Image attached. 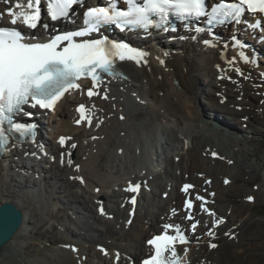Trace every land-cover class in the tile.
<instances>
[{
  "label": "bare ground",
  "instance_id": "1",
  "mask_svg": "<svg viewBox=\"0 0 264 264\" xmlns=\"http://www.w3.org/2000/svg\"><path fill=\"white\" fill-rule=\"evenodd\" d=\"M16 1L27 4V0H0V26H11L13 16L5 11L13 8ZM190 32L172 34L173 39L162 36L146 42V47L151 44L161 47L148 56L147 63L121 62L128 78L111 80L109 99H103L102 95L87 99L90 106L95 105V125L104 119L102 127L72 126V112L66 111L64 103L59 106L57 111L68 120L54 123L59 124L52 129L54 138L65 132L71 136L70 142L64 147L58 140L54 142L45 138L44 147L49 152L45 160L55 158L50 166L64 170L61 179L52 173L41 180L34 177L35 172L42 175L50 166L43 164L36 168L32 163L34 158L23 157L30 153L29 156L43 159L40 150H30L32 145L12 157L0 158V204L13 202L25 216L21 228L0 249V264H94L95 261L96 264H106L87 260L88 256L99 255L97 251L90 253L92 245L102 252V257L110 256L111 261L107 264H134L151 253L146 240L163 230V225L168 222L184 226L192 236L190 247L177 246L185 264H264V218L260 220V216L252 213L253 204L264 199V87L258 86L264 83L260 71H264V42H257L252 34H240L250 44L244 50L251 57L257 55L260 69L248 67V79L240 77L237 82H230L226 78L220 79L219 75H239L222 62L220 49L224 41H230V47L234 43L231 39L233 31L227 30L228 36L225 31L220 34L219 49L207 47L209 43L205 39L210 37L209 33H198L196 39H192L195 31ZM174 47L176 51L172 50ZM158 52L162 53L164 60ZM220 67H223L221 71ZM202 76H205L203 80ZM161 91L162 95L159 94ZM249 94L259 97V101H251ZM225 96L227 102H223ZM200 101L207 105L204 109L200 107ZM239 106L243 109L240 110ZM245 116H250V121ZM164 122L170 124L164 125ZM71 144L76 147L72 148ZM67 149L72 152L70 157ZM213 151L220 153L222 158H212ZM60 154L65 155L64 163H61ZM69 158L75 159L74 164H81L80 172L75 171L73 164L67 163ZM2 162L7 165L3 167ZM16 166L19 170L25 167L32 178L25 180L23 175L13 173ZM105 166L110 168L107 173L102 171ZM74 175H84L85 185L74 180ZM227 178L231 182L225 185ZM65 180L67 186L61 183ZM129 180L143 183L133 220L129 216L131 206L123 204L129 196L123 187ZM50 182L55 186L52 187ZM185 182L196 185L190 191L193 195L208 191L214 199L209 207L216 211L218 218L225 219L223 226H213L212 216H206L198 208L193 220L185 219L183 204L186 194L180 191ZM79 185L84 188L83 201L79 194L74 191L72 194L80 211H74L72 207L70 210L77 214L79 220L71 218V221L80 233L72 231L64 221L61 234L65 240L58 238L62 242L56 243L61 245L48 249L51 255L61 253L65 258L56 262L31 258L28 246L20 242L25 236H33L29 228L36 225L26 211L31 196L40 197L36 193L38 189L46 193L41 196L54 200L56 197L51 189L55 195L65 192L66 187L72 190ZM98 186L100 191L96 193L94 190ZM147 187L151 188V193ZM20 192L29 196L28 203ZM242 193L246 198L253 195L254 200L248 202L241 197ZM150 194L152 196H148ZM102 199L106 202L107 215L98 211V202ZM41 203L46 208V203ZM61 211L59 207L49 215L57 217ZM197 220L202 222L195 233L192 223ZM45 225L46 219H43L42 228ZM209 231L214 235H209ZM212 243H218V246L211 248ZM76 247L78 249L74 251ZM105 249L109 250L108 255L104 254ZM184 249H187L186 253Z\"/></svg>",
  "mask_w": 264,
  "mask_h": 264
},
{
  "label": "snow or ice",
  "instance_id": "2",
  "mask_svg": "<svg viewBox=\"0 0 264 264\" xmlns=\"http://www.w3.org/2000/svg\"><path fill=\"white\" fill-rule=\"evenodd\" d=\"M80 2L81 0H47V15L52 21L68 18L74 6ZM121 3L126 6L120 7ZM16 7L19 8L20 4L17 3ZM27 7L32 10L30 14L21 15L23 24L28 29L34 30L41 24L45 29L50 27L48 23H42V0H27ZM208 8L207 0H107L106 4L89 7L84 11V27L56 34L44 42H34L32 37L26 36L16 27H0V150L7 147L10 138H35L36 125L20 119L22 116L33 115L26 111L25 106L30 105L33 109H53L66 93L81 90L83 86L78 81L85 78L91 81V87L85 89L87 97L91 99L102 94V98L107 100L108 93L100 85L104 75L114 79L121 77L118 62L147 63L144 59L146 52L127 42L103 35L104 26L115 25L121 31H147L151 28L166 31L170 15L181 20L207 17L209 24L214 21L223 23L226 19L238 23L245 11L264 14V0H217V3L211 5L210 11ZM7 11L9 15L13 14L11 8ZM11 23L17 24L14 15ZM94 33L100 35L92 37ZM236 71L239 72L240 69L237 68ZM93 108L94 104L91 108L83 103L79 104L76 108L79 118L75 123L92 126ZM102 122L100 120L95 126L99 127ZM70 139L61 136L59 144L63 146ZM71 147L75 148L76 145L71 144ZM61 163H64L63 157ZM67 163L72 165V159L69 158ZM76 167L79 168V165ZM77 179L82 181L81 177ZM192 187L193 185L186 184L183 191L187 192ZM139 189L140 184L129 182L126 191L136 193ZM248 199L252 200L253 197ZM196 200L204 201V197L197 195ZM131 203H136L135 196L131 198ZM205 204L206 202L201 203L200 208L209 215H214ZM192 207L193 201L186 200L185 208ZM99 211L102 215L105 214L103 207ZM172 211L175 214V209ZM187 219H193L191 214ZM197 223L199 221L192 224L193 230ZM215 223L219 225L220 221L216 220ZM163 228L164 232L147 241L152 246L153 253L142 264H181L177 243L184 245L188 243V239L179 225L165 224ZM173 228L175 235L168 231ZM208 234L214 235L211 231ZM209 246L217 247L216 244Z\"/></svg>",
  "mask_w": 264,
  "mask_h": 264
},
{
  "label": "rangeland",
  "instance_id": "3",
  "mask_svg": "<svg viewBox=\"0 0 264 264\" xmlns=\"http://www.w3.org/2000/svg\"><path fill=\"white\" fill-rule=\"evenodd\" d=\"M174 49L177 50L176 47H174ZM202 54H203V52H202ZM203 77H205V76H202V80H203ZM159 94L162 95L163 91L159 92ZM248 98L254 102H258L260 99L259 97L253 96L251 94L248 95ZM180 101H181V99H180ZM187 105H189V104H187ZM205 106H207V105H205V103L203 104V101L202 102L200 101V107H202V109H204ZM206 109H207V107H206ZM66 111L69 113L70 112L69 108H66ZM65 120H68V119L66 118ZM157 122H159V120ZM167 124H170V123L164 122V125H167ZM58 125L59 124L57 123L55 126H58ZM185 125H188V123H185ZM239 128L241 129V126ZM46 136L48 137V140L52 141V139H53V141L56 142V139H55L56 137L54 138L52 128H51V130L49 129L46 132ZM84 143H86V141ZM49 161L51 163L52 160L49 159ZM50 163H49V165H52ZM108 170H110V168H108V166H105L102 169L103 173H107ZM61 171H64V170H62V169L58 170L57 168H52L49 171L46 170L45 174H47L48 176L51 173L56 174L57 177L59 179H61ZM66 177L67 176L65 175V178ZM61 183L63 186H67L66 180L62 181ZM50 185L52 187H54L55 183L50 182ZM50 185L48 183V186H50ZM69 188L70 187H66L64 189L65 192H63L62 194L59 193V194H55V195H54V190L51 189V192L53 191L52 195L54 197H56L54 200L52 198H50V200H49V198H48V200H49L48 201L46 199V195L40 196V197L31 196L30 203L26 206V211H27L28 215L32 218V220L34 222H36V225H35V227L29 228V231H32V234H33L32 237L25 236V237H23V239H20L21 243H24V245L26 244V246H28L27 250H28V253H29L31 258L39 257L45 261L49 260L51 262L60 261L61 259L65 258V255H63L61 253H58L56 256L51 255V253H48V249L61 245L60 243H56V242H62L58 238L62 239L63 241L65 240V237H63L61 234V231H62L61 223H63L64 221L67 223V225L70 227V229L72 231H78V229L75 227L74 223L71 221V218L72 219L77 218V214L73 213L70 209L72 207L74 209V211L75 210L80 211V208H76L78 205H77V203H74L75 198H74L72 192L74 191L75 193L79 194V199L81 201H83V197L81 195L84 192V188H82L81 185H79L78 187L76 186V187L71 188L72 190H70ZM86 188L89 189V187H86ZM89 190L93 191L92 188H90ZM56 192H59V190L57 189ZM44 193L45 192L43 191L42 195H44ZM243 195H245V194L242 193L241 197L243 199H245ZM20 196L25 201H27V203H28V200H29L28 195L26 196L25 193L20 192ZM148 196H152V194H150ZM41 202L46 203V208H45L44 204H42ZM59 207L62 208V211L59 213V215L57 217H51L49 215L50 211L56 210ZM252 213L258 217L260 216L259 217L260 220H261V218H264V199L263 198L261 199L260 203L253 204ZM34 215H36V217H34ZM43 219H46V225L42 228ZM78 220L79 219L77 218L76 221H78ZM255 226H256V224H255ZM262 228H264V226ZM78 233H80V231H78ZM95 234H98V233L96 232ZM102 237H104V236H102ZM56 238H57V240L55 241ZM98 238H99V235H98ZM95 247L98 248L99 245L95 246ZM95 251H97L100 256L94 254L93 256H88L87 260H89V261L99 260L100 262H102V263L105 262L106 264L111 261L110 256L102 257L101 256L102 252L99 249H94V245H92L90 248V253L92 254ZM262 256L264 257V252L262 253ZM58 264H65V263H58ZM94 264H96V261Z\"/></svg>",
  "mask_w": 264,
  "mask_h": 264
},
{
  "label": "water",
  "instance_id": "4",
  "mask_svg": "<svg viewBox=\"0 0 264 264\" xmlns=\"http://www.w3.org/2000/svg\"><path fill=\"white\" fill-rule=\"evenodd\" d=\"M24 213L13 202L0 204V249L8 243L22 226Z\"/></svg>",
  "mask_w": 264,
  "mask_h": 264
}]
</instances>
